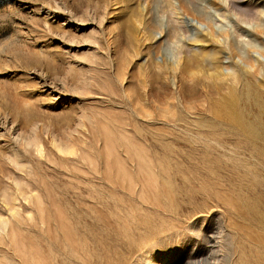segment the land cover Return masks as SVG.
Segmentation results:
<instances>
[{"label":"rangeland","instance_id":"obj_1","mask_svg":"<svg viewBox=\"0 0 264 264\" xmlns=\"http://www.w3.org/2000/svg\"><path fill=\"white\" fill-rule=\"evenodd\" d=\"M0 264H264V0H0Z\"/></svg>","mask_w":264,"mask_h":264}]
</instances>
